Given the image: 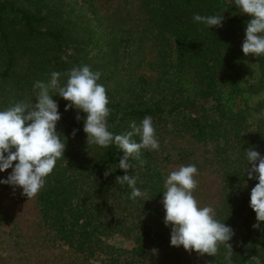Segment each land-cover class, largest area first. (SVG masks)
I'll use <instances>...</instances> for the list:
<instances>
[{"label": "trees", "instance_id": "16d2710c", "mask_svg": "<svg viewBox=\"0 0 264 264\" xmlns=\"http://www.w3.org/2000/svg\"><path fill=\"white\" fill-rule=\"evenodd\" d=\"M138 2L137 10L127 9L111 19L101 15L94 0H0V110L14 101L36 103L34 83L48 82L53 71L63 74L83 65L99 71L98 83L106 87L110 101L108 130L114 135L130 130V122L139 125L151 116L156 133L168 131L197 144H214L215 157L229 166L222 173L228 195L222 194L219 203L225 211L215 206V213L235 232L229 241L232 264H264V222L260 229L252 227L257 221L250 207V192L258 181L244 174L246 149L264 156V98L237 110L222 105L243 93L264 94V55L245 57L242 52L251 17L241 13L234 0ZM194 14H222L223 26L210 29L194 22ZM148 47L155 52L148 63L155 72L152 78L136 72ZM248 62L259 71L251 84L243 81ZM66 80L61 75V84ZM52 98L60 110L57 132L66 140V150L37 199L42 218L49 220L57 238L78 254L116 253L115 260L124 252L107 244L114 233L133 237L137 247L131 252L137 256L144 253L147 240L167 243L171 226H165L161 206L166 174L155 152L141 150L144 165L129 159L134 168L127 174L135 175L136 187L147 192L146 197L130 199L131 189L115 179L125 174L117 167L123 152L114 144L86 145V114L79 112L77 121L76 109L65 111L68 101ZM209 98L219 104L212 110L216 116L186 113L195 99ZM73 129L78 130L75 137ZM133 139L140 142L139 136ZM108 167L113 172L105 177ZM226 251L221 245L215 257L197 254L196 264H227Z\"/></svg>", "mask_w": 264, "mask_h": 264}, {"label": "clouds", "instance_id": "9594fccd", "mask_svg": "<svg viewBox=\"0 0 264 264\" xmlns=\"http://www.w3.org/2000/svg\"><path fill=\"white\" fill-rule=\"evenodd\" d=\"M234 3L241 13L251 17L242 43L244 56L264 55V0H234ZM193 20L210 29L220 28L224 16L194 14ZM61 75L67 77L64 84L60 82ZM100 77L101 73L93 72L88 65L74 66L63 74L53 71L48 82L34 83V90L38 89L36 103L33 100L14 101L0 110V172L12 169L6 179L0 180V184L21 188L22 195L28 200L33 199L45 186L46 178L53 173L57 161L64 158L66 140L57 132L61 114L57 101L52 98L58 95L68 101L65 111L73 108L77 110V121L81 119L79 112L86 114L83 127L87 137L86 145L108 148L114 144L123 152L117 167L124 170L125 174L115 179L120 185H128L131 189L130 199L147 196L146 191L136 187V176L127 173L130 168H134L129 163L130 158L144 165L147 162L141 160V150L160 149L152 117H144L139 125L132 121L129 124L130 130L114 135L108 130L110 101L106 87L98 83ZM260 116L264 117V112ZM77 131L73 129V137ZM136 136L140 137V142L133 139ZM245 153L247 165L244 174H247L248 180L258 181L250 192V207L257 221L252 227L260 229L261 222H264V156L252 148L246 149ZM112 172L108 167L104 176ZM198 175L197 167L189 164L172 170L165 179L166 190L161 203L165 210L164 224L171 226L170 244L177 248L182 246L189 253L195 251L199 256L210 257H215L220 246L224 245L227 249L225 260L227 264H232L233 251L229 241L235 232L216 218L213 207H202L194 196ZM244 186H247V182ZM152 251L156 252L155 249Z\"/></svg>", "mask_w": 264, "mask_h": 264}, {"label": "rangeland", "instance_id": "374dc122", "mask_svg": "<svg viewBox=\"0 0 264 264\" xmlns=\"http://www.w3.org/2000/svg\"><path fill=\"white\" fill-rule=\"evenodd\" d=\"M138 1L94 0L101 15L111 19H118L127 9L137 10ZM140 57H143V61L136 67V72L148 78L154 77L155 72L148 66V63L155 58L154 48L148 47L142 51ZM258 75V67L248 62L243 74L244 83L255 82ZM191 97H193L192 94ZM263 98V92L255 95L243 93L234 99H225L222 105L225 108L237 110L245 105L250 107ZM218 105L214 98L195 99L187 108L186 113L192 117H199L203 112H209L214 117L217 114L212 113V110ZM58 111L60 112L59 109ZM262 112H264V107ZM156 136L160 149L154 152L159 158V163L162 162L160 168L166 174L165 179L172 170L179 166L194 164L199 173L196 177L198 187L193 193L194 196L202 207L211 206L215 210L216 206L217 210L221 209L224 213L223 204L219 203L222 194L228 195L229 190L222 173L229 166L215 157L214 144H197L188 136H174L168 131H159ZM11 172V168L0 172V180L6 179ZM37 198L36 196L28 200L22 195L21 188L0 184V264H115L113 260L117 257L116 253H100L88 257L74 252L67 244L59 240L49 220L42 218ZM161 206L163 207L162 203ZM147 225L150 223L147 222L145 226ZM152 230V232L155 231V229ZM152 236L151 234L150 238ZM106 242L124 252L119 254L118 260H115L116 264H196L197 261L195 251L189 253L182 246L178 248L171 246L170 238L167 243H162L161 239L145 241L143 243L145 251L138 256L131 252L137 247L133 237L114 233L107 238ZM153 249L156 250L155 253ZM110 255L112 260L109 258Z\"/></svg>", "mask_w": 264, "mask_h": 264}]
</instances>
